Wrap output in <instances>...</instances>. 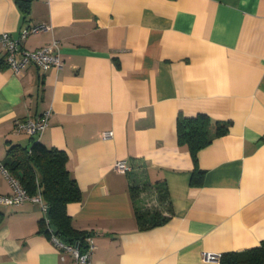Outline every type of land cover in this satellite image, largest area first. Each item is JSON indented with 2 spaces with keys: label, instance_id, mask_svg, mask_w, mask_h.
Listing matches in <instances>:
<instances>
[{
  "label": "crops",
  "instance_id": "crops-1",
  "mask_svg": "<svg viewBox=\"0 0 264 264\" xmlns=\"http://www.w3.org/2000/svg\"><path fill=\"white\" fill-rule=\"evenodd\" d=\"M31 24L48 28L23 46L56 39L62 65L15 73L0 53V163L11 144L65 150L81 192L67 213L93 237L91 264H219L223 252L260 244L264 0H30L26 17L0 0V33ZM47 110L41 135L13 132ZM200 113L230 125L197 151L204 174L193 185L176 118ZM117 160L131 170H115ZM11 191L0 170V194ZM155 210L168 219L141 228L137 213ZM0 212V264H72L39 231V203Z\"/></svg>",
  "mask_w": 264,
  "mask_h": 264
},
{
  "label": "trees",
  "instance_id": "trees-1",
  "mask_svg": "<svg viewBox=\"0 0 264 264\" xmlns=\"http://www.w3.org/2000/svg\"><path fill=\"white\" fill-rule=\"evenodd\" d=\"M22 10L23 16L29 10L30 0H16ZM229 121H211L206 114H197L185 117L179 114L176 118L177 139L180 144H185L195 162L191 172V184H199L204 174L196 165L197 151L206 146L211 140L226 133ZM213 129V131H211ZM8 160L3 163L9 172L18 179L29 194L40 191L44 203L47 205V218L38 221V229L47 236H51L49 227L53 224L57 235L66 239L65 242L79 245L83 251L87 235L76 230L71 224V217L67 213V205L81 200V192L66 168L67 153L63 149L48 147L40 141H34L29 147L20 144H11L7 148ZM137 188H131V196L137 193ZM141 228H147L166 221V216H161L157 210L141 211L137 213ZM3 214L0 212V223ZM219 264H264V239L260 244L251 248L223 252L218 257Z\"/></svg>",
  "mask_w": 264,
  "mask_h": 264
},
{
  "label": "built area",
  "instance_id": "built-area-1",
  "mask_svg": "<svg viewBox=\"0 0 264 264\" xmlns=\"http://www.w3.org/2000/svg\"><path fill=\"white\" fill-rule=\"evenodd\" d=\"M48 27L45 24L24 25L19 30L17 37H12L8 32L0 33V53L4 54L8 68L15 73H21L29 64L33 63L42 71H46L51 67H59L62 61L59 53V41L53 39L49 44L42 45L35 49H27L23 46L22 41L30 34L39 33ZM50 111H44L35 117H27L17 120L13 129L16 134L26 133L30 136H39L43 133L47 126ZM105 135H111V132H105ZM113 168L120 172H127L131 167L124 160H117L113 164ZM2 174L7 177L11 185V193L0 194V205H19L25 201L37 202L41 205L44 212V218H47V205L44 203L40 191L29 194L21 185L16 177H14L7 167L0 163ZM51 231V242L61 251L69 252L72 258V264H91V258L95 249V243L92 235L87 234L84 238L86 244L83 251L79 250V245L68 244L62 237ZM206 259L215 257L212 253H204Z\"/></svg>",
  "mask_w": 264,
  "mask_h": 264
},
{
  "label": "water",
  "instance_id": "water-1",
  "mask_svg": "<svg viewBox=\"0 0 264 264\" xmlns=\"http://www.w3.org/2000/svg\"><path fill=\"white\" fill-rule=\"evenodd\" d=\"M50 228L52 229V231L54 233H57V229H56V227L53 224L50 225ZM63 240L66 241V239H64V238H63Z\"/></svg>",
  "mask_w": 264,
  "mask_h": 264
}]
</instances>
